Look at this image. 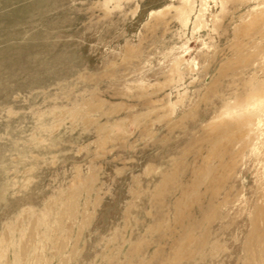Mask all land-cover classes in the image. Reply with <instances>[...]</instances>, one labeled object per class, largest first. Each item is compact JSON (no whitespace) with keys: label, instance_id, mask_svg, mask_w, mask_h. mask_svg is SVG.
Wrapping results in <instances>:
<instances>
[{"label":"rangeland","instance_id":"obj_1","mask_svg":"<svg viewBox=\"0 0 264 264\" xmlns=\"http://www.w3.org/2000/svg\"><path fill=\"white\" fill-rule=\"evenodd\" d=\"M0 264H264V0H0Z\"/></svg>","mask_w":264,"mask_h":264},{"label":"bare ground","instance_id":"obj_2","mask_svg":"<svg viewBox=\"0 0 264 264\" xmlns=\"http://www.w3.org/2000/svg\"><path fill=\"white\" fill-rule=\"evenodd\" d=\"M261 98V97H260Z\"/></svg>","mask_w":264,"mask_h":264}]
</instances>
